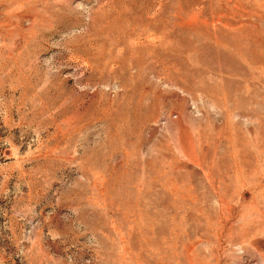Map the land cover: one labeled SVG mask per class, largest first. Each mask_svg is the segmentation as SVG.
I'll return each mask as SVG.
<instances>
[{
	"label": "rangeland",
	"instance_id": "1",
	"mask_svg": "<svg viewBox=\"0 0 264 264\" xmlns=\"http://www.w3.org/2000/svg\"><path fill=\"white\" fill-rule=\"evenodd\" d=\"M0 264H264V0H0Z\"/></svg>",
	"mask_w": 264,
	"mask_h": 264
}]
</instances>
